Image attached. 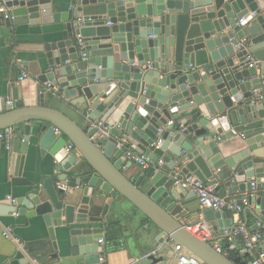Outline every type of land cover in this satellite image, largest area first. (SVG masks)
<instances>
[{
  "label": "water",
  "instance_id": "water-1",
  "mask_svg": "<svg viewBox=\"0 0 264 264\" xmlns=\"http://www.w3.org/2000/svg\"><path fill=\"white\" fill-rule=\"evenodd\" d=\"M1 1L10 17L0 16V27H65L45 45L42 73L22 82V104L0 100V133L12 129L14 136L12 184L29 188L15 207L44 221L57 251L59 236L61 262L106 264L99 240L106 237L105 248L109 236L122 238L116 219L131 205L149 222L142 236L154 250L144 255L149 264H163L157 251L165 255L174 243L202 264H252L248 254L228 258L213 246L244 227L227 213L205 212L211 239L189 231L199 200L175 177L218 192L214 173L227 166L231 194L251 192L254 181L264 191V0ZM100 5L86 15L85 7ZM40 86L60 100V93L75 98L72 112L91 126L48 106ZM179 112L189 113L188 126L174 120ZM250 124L241 133L244 148L224 158L233 129ZM31 145L54 159V173L38 183L18 175ZM131 146L153 167L162 160L159 172L127 159ZM59 184L75 187L69 193ZM247 212L264 224V195L250 197Z\"/></svg>",
  "mask_w": 264,
  "mask_h": 264
},
{
  "label": "crops",
  "instance_id": "crops-1",
  "mask_svg": "<svg viewBox=\"0 0 264 264\" xmlns=\"http://www.w3.org/2000/svg\"><path fill=\"white\" fill-rule=\"evenodd\" d=\"M84 9L86 15H91L102 11L104 6H89ZM0 23H4V21H0ZM64 28V25L61 24H40L33 26L27 24L11 29L6 28V26L0 27V100H6L7 104H22L23 81L21 82L20 80L22 75L27 74L29 80H34L42 73L45 45L53 41V35H51L53 31H63ZM38 92L39 95L41 92L45 93L46 104L48 106L68 115L82 127L87 128L91 126L89 122L83 121L72 112L69 104L77 102L75 98L70 101H64L60 93V100L58 97H53L43 86L39 87ZM187 114L189 115V113L179 112L174 117V120L178 125L188 126L189 116ZM252 126L250 124L233 129L236 133L235 138L228 142V144L234 146H231L233 148L229 153H223L224 158L244 148V140L241 133L251 129ZM11 159V152L7 150L4 142L0 141V207L3 206L5 209V212L0 214V264H65L60 260L65 256L61 239L56 234L57 251L53 246L54 242L50 238L48 227L41 218H27L21 215L19 217L14 216L22 208L12 206L8 198L11 197L19 200L20 197L25 196L29 188L13 186ZM137 171V169H132L128 174L133 176ZM145 171L146 168L142 170V172ZM53 173L54 159L49 154L43 156L40 150L33 148L32 145L30 146L29 154L23 157L18 165V175L36 183L43 181ZM231 173L232 171L227 166L214 173L217 186L220 188L218 194L224 198H242L248 192L244 195L240 192L231 194L225 186ZM74 187L72 184L68 185L69 193H72ZM256 194L258 197H261L264 195V191L256 189ZM251 208L256 210L254 206ZM15 209H17L16 212H14ZM129 213V210L122 211L120 218L116 219L122 238L115 239V237L109 236L110 239L105 244V248L103 247L104 245L101 246L103 248L101 250V257L105 259L106 264H149L144 255L151 254L154 250L147 247V243L144 242V237H142L147 232L146 226L149 225V222L145 218L130 221ZM202 213L203 211L200 208V211L193 216L195 223L189 225L190 232L202 220ZM227 214L234 219L235 224H241L251 231L257 229L258 221L253 214L249 212L246 215L241 214L240 216ZM7 227L13 228V236L19 242L4 237V230ZM104 237L102 239L106 242V237ZM201 238L203 239L202 236H200ZM176 245L177 243H174L171 250L165 255L163 251H157V258L164 256L165 262L163 264H176V255L174 253ZM213 246L230 251L232 258L242 257L243 240L241 236H235L232 244L228 242V239H225L217 241ZM188 253L186 250L182 252L186 256H189ZM247 261H250V258Z\"/></svg>",
  "mask_w": 264,
  "mask_h": 264
},
{
  "label": "built area",
  "instance_id": "built-area-1",
  "mask_svg": "<svg viewBox=\"0 0 264 264\" xmlns=\"http://www.w3.org/2000/svg\"><path fill=\"white\" fill-rule=\"evenodd\" d=\"M1 1V0H0ZM9 11L6 9L4 3L0 2V16L3 18V20L9 18ZM240 21L239 23H241ZM110 25V24H108ZM28 79L27 74H23L21 77V82ZM50 89V87H49ZM169 125H172V123H169ZM100 129L103 126V123H97L96 125ZM99 135L102 138H108L109 137V131L108 130H100ZM234 134H236L234 132ZM13 130H9L8 132L0 133V141L4 142L6 145L7 150L11 147V141L13 139ZM125 145V141H120L118 143L117 148H122ZM135 146H131L129 150L126 151L125 156L127 159H134L137 163L142 164L144 167L153 168L154 172H159V168L163 166V161L160 160L156 167H153V163L148 160H144V158L139 157L135 155ZM71 149V147H69ZM175 185L180 186L183 189L187 191H192L196 194L199 200V205L201 210L203 211L201 217L202 220L198 222L194 230L191 231L192 233H195L196 236L200 237L202 236L203 239H211L214 235L213 230L211 227L205 222V212L207 210H212L216 212H225L230 213L233 215L240 216L243 214L246 207L249 206V198L252 196L257 195L256 194V184H252V191L249 192L245 197L243 198H234V197H221L217 190L216 186H208L201 181L195 179V178H184L179 177L176 175L175 177ZM59 189L63 190L64 192L68 191V186L59 184ZM10 201V204L12 206L17 205V199H13L11 197L8 198ZM19 213L14 214V216L19 217ZM257 230L251 231L246 229L245 227H240L235 230L233 235L228 238V242L232 244L234 241L235 236H241L243 240V248L241 250V255L245 256L248 254L250 256L252 264H264V224H257ZM4 237L6 239L14 240L15 242H19L18 239H15L13 236V228L7 227L4 230ZM99 245H104V240H99ZM219 253H222L225 257H231V252L227 250H222L220 247H214ZM185 249L177 244L174 249V253L176 255V264H202L195 256L188 253L189 256L183 255L182 252ZM188 252V251H187ZM105 259L103 257H100V262L103 263Z\"/></svg>",
  "mask_w": 264,
  "mask_h": 264
},
{
  "label": "rangeland",
  "instance_id": "rangeland-1",
  "mask_svg": "<svg viewBox=\"0 0 264 264\" xmlns=\"http://www.w3.org/2000/svg\"><path fill=\"white\" fill-rule=\"evenodd\" d=\"M129 211H130V213L128 214V216H129L130 221L131 220L134 221L137 217L138 218H145L136 208H134L131 205H129ZM193 234L196 235L195 233H193Z\"/></svg>",
  "mask_w": 264,
  "mask_h": 264
}]
</instances>
